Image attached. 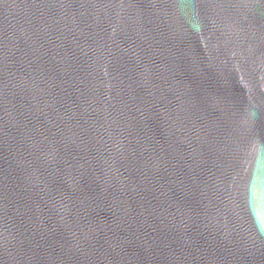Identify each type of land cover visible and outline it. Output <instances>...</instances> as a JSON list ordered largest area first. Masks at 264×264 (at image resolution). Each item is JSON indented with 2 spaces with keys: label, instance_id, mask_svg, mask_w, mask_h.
Listing matches in <instances>:
<instances>
[{
  "label": "water",
  "instance_id": "water-1",
  "mask_svg": "<svg viewBox=\"0 0 264 264\" xmlns=\"http://www.w3.org/2000/svg\"><path fill=\"white\" fill-rule=\"evenodd\" d=\"M0 264H264V0H0Z\"/></svg>",
  "mask_w": 264,
  "mask_h": 264
}]
</instances>
